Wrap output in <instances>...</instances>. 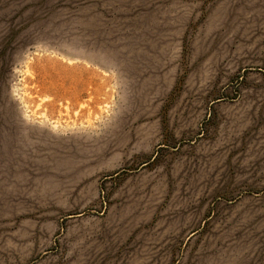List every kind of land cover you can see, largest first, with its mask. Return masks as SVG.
I'll return each instance as SVG.
<instances>
[{
  "label": "rangeland",
  "instance_id": "374dc122",
  "mask_svg": "<svg viewBox=\"0 0 264 264\" xmlns=\"http://www.w3.org/2000/svg\"><path fill=\"white\" fill-rule=\"evenodd\" d=\"M0 264H264V0H0Z\"/></svg>",
  "mask_w": 264,
  "mask_h": 264
}]
</instances>
